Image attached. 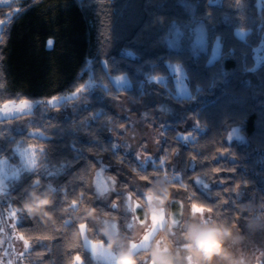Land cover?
I'll list each match as a JSON object with an SVG mask.
<instances>
[{
	"label": "trees",
	"instance_id": "obj_1",
	"mask_svg": "<svg viewBox=\"0 0 264 264\" xmlns=\"http://www.w3.org/2000/svg\"><path fill=\"white\" fill-rule=\"evenodd\" d=\"M256 1L10 0L0 4V105L72 94L88 81L108 96L124 94L140 100L148 78H163V86L174 89L169 63L181 66L191 97L197 98L186 113L188 126L180 119L169 121L161 132L157 155L144 165L116 149L115 142L99 130V122L108 114L102 110L92 117L102 108L95 100L66 120L45 118L33 128L42 136L0 129V158L16 161L15 146L36 151L34 167L9 182L0 198L2 211L17 213L15 230L28 242V250L14 264H69L77 254L83 264H103L85 248L78 225L86 224V238L94 243H108L96 217L116 221L120 235L127 231V217L120 212L119 189L124 181L111 180L110 176L117 177L114 172L105 173L112 191L105 202L93 186L94 171L104 157L112 165L121 164L146 194L160 200L166 218L172 210H181L176 200L183 203L174 233L166 236L167 243L179 249L195 252L184 239L185 209L188 220H194L189 217L191 208L205 211L207 221L224 235L239 221L261 220L264 60L254 67V52L260 45L264 53V6L257 7ZM130 11L134 16L127 15ZM129 18L136 19L132 26ZM193 20L206 25L209 43L218 38L219 55L211 62L208 52L168 46L167 35L174 24ZM234 29L246 30L245 37H238ZM117 75H126L128 89L111 83L110 77ZM91 117L89 139L66 132ZM231 127L238 128L241 141L227 140ZM37 197L50 199L48 212L34 209ZM135 197L145 203L142 196ZM115 200L118 206L110 208ZM168 222L149 247L131 255L132 264H146Z\"/></svg>",
	"mask_w": 264,
	"mask_h": 264
},
{
	"label": "rangeland",
	"instance_id": "obj_2",
	"mask_svg": "<svg viewBox=\"0 0 264 264\" xmlns=\"http://www.w3.org/2000/svg\"><path fill=\"white\" fill-rule=\"evenodd\" d=\"M9 1L0 0V4ZM220 1L209 0V3L218 4ZM256 3L259 8L264 6V0H257ZM129 10L131 9L129 8ZM128 14L134 16L131 11ZM135 22L136 19L134 22L132 18L128 19L129 26ZM246 32L244 29H234V33L240 38H244ZM167 42L168 46L174 50L188 48L193 53L208 52L209 62L215 60L219 55L218 38L208 42V29L201 20L174 24L173 29L167 35ZM254 59V67H257L264 60V53L261 52L260 45L255 48ZM168 68L174 81V89L168 88L167 90L163 86V78H148L144 86V95L140 100H132L124 94L108 96L104 94V89L99 88L94 82L88 81L82 89L72 94L48 100L7 102L0 105V129L5 133L28 131L31 134L42 136L40 131L33 128L41 125L45 118L66 120L81 110L87 109L92 100H95L102 108L97 109L92 117L97 116L102 110H106L108 114L105 119L99 122V130L115 142L116 149H119L123 154L133 156L136 161L144 165L147 161H152L157 155L162 141L161 132L169 121L180 119L184 126H188L186 113L195 105L197 99L191 97L181 66L169 63ZM110 80L117 89L130 87L126 75L111 76ZM181 99L183 101H177ZM92 117L68 127L66 132L81 139H89L87 127L89 122L94 120ZM179 136L182 135L179 134ZM2 137L0 133V150L3 146ZM226 137L228 141L242 140L237 127L229 128ZM35 152V149L31 147L15 146L16 161H10L5 157L0 158V198L9 182L17 178L21 172L34 167ZM112 164L113 162L107 157L100 159L99 166L93 174V186L100 194L101 201L105 202L112 192L107 186L105 173L114 172L117 177L110 176L111 180H118L120 183L124 181L123 187L119 189L121 195L120 212L127 217V231L125 235H120L116 221L96 217L98 227L103 234L109 233L118 240V243L111 244L109 237L105 235L108 243L107 247H102L99 246V242L89 241L86 238L85 229H81L84 246L96 261L103 264H113L114 254L119 255V257L121 254H126V258L129 259L138 249L149 247L156 233L164 230L166 221H169L166 231L160 232L155 241L153 253L149 256L152 264H261L263 262L264 215L255 224L239 221L232 232L224 235L226 259H213L209 252H205L202 256L197 252L179 249L175 245L173 246L172 242L167 243L166 236L169 237L174 233L178 221L176 216L182 214L183 203L176 200L174 204L181 210L178 212L172 210L169 220L165 217L160 200L151 194H146L135 179L124 173L125 169L121 164ZM135 196L140 199L142 196L145 203L139 202ZM117 206L115 200L110 208ZM189 213V217L194 220L199 218L201 221H207L209 216L205 211L195 207L191 208ZM187 215L185 209L181 216L185 219L183 228L189 222ZM17 223L18 216L14 210L2 211L0 207V264H14L16 259L20 260L28 250V245H25L15 230ZM174 241H179V238ZM187 244L184 246L189 245ZM116 261L117 259L115 264Z\"/></svg>",
	"mask_w": 264,
	"mask_h": 264
},
{
	"label": "clouds",
	"instance_id": "obj_3",
	"mask_svg": "<svg viewBox=\"0 0 264 264\" xmlns=\"http://www.w3.org/2000/svg\"><path fill=\"white\" fill-rule=\"evenodd\" d=\"M50 203L51 201L47 197H37L33 207L38 213L43 214L48 212ZM105 235L109 237V243H118L114 236L109 233H105ZM184 239L192 246L195 252L202 256L205 252H209L213 259H226L224 233L213 222L201 221L199 218L189 220L185 229ZM133 259L135 258L133 257ZM116 264H132V260L127 259L126 254H121Z\"/></svg>",
	"mask_w": 264,
	"mask_h": 264
},
{
	"label": "snow or ice",
	"instance_id": "obj_4",
	"mask_svg": "<svg viewBox=\"0 0 264 264\" xmlns=\"http://www.w3.org/2000/svg\"><path fill=\"white\" fill-rule=\"evenodd\" d=\"M73 203H74V205H75V202H73ZM78 227H79V229H83V230H84L85 227H86V224L81 223V224L78 225ZM21 239H24L23 236H21ZM27 243H28V242L25 240V245H27ZM99 246L107 247V243H106L105 241H100V242H99ZM132 246H135V245H132ZM118 258H119V255L114 254V261H113V264H115V260L118 259ZM73 261L75 262V264H82V259H81V257H80L79 254H77V255H75V256L73 257ZM73 261H70L69 264H73ZM146 264H152V262H151V257H147V258H146Z\"/></svg>",
	"mask_w": 264,
	"mask_h": 264
},
{
	"label": "water",
	"instance_id": "obj_5",
	"mask_svg": "<svg viewBox=\"0 0 264 264\" xmlns=\"http://www.w3.org/2000/svg\"><path fill=\"white\" fill-rule=\"evenodd\" d=\"M49 46V45H48Z\"/></svg>",
	"mask_w": 264,
	"mask_h": 264
}]
</instances>
